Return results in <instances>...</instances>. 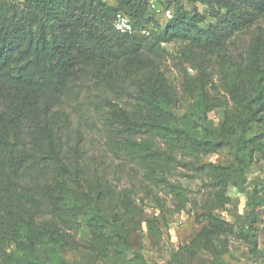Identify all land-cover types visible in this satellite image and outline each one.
Segmentation results:
<instances>
[{
  "label": "trees",
  "instance_id": "trees-1",
  "mask_svg": "<svg viewBox=\"0 0 264 264\" xmlns=\"http://www.w3.org/2000/svg\"><path fill=\"white\" fill-rule=\"evenodd\" d=\"M166 9L173 17L161 34H142L153 19H146L151 6L160 0H25L24 8L9 0H0V243L15 244L0 264H76L62 250L75 246L77 231L84 217L91 237L88 249L99 260L110 257L111 239L128 264H148L140 252L131 251L127 237L96 206L70 204L59 190L40 178L50 168L63 175L64 115L53 111L55 101L64 97L79 72L93 73L108 81L130 80L134 85L131 107L109 103L107 124L115 134V146L153 179L164 180L180 156L197 161L228 147L235 159L224 166L214 162L200 170L212 176L216 189L210 203L203 207L214 230L224 222L215 211L231 203L228 186L241 185L248 169V156L264 159V38L259 34L250 48L247 75L249 90L235 80L230 88L235 112L227 113L220 133L203 123L198 130L179 126L172 110L173 89L166 76L157 72L152 53L156 46L181 39L189 49L221 48L236 33L249 29L264 18V0H170ZM197 5L207 7L214 24L204 25L206 15ZM191 8V9H188ZM127 16L133 33H121L114 27L118 14ZM161 26V25H160ZM206 101V100H205ZM208 109V110H207ZM214 107L204 110L211 112ZM206 113V118H207ZM254 125L259 128L253 134ZM28 127L29 147L16 141ZM203 130L207 134H203ZM40 165H44L41 167ZM45 183V193L30 197L21 205L15 197L24 186ZM58 188L63 185L57 179ZM98 195L107 187L97 185ZM179 197L183 193L174 187ZM254 199V195H252ZM264 203L254 202V206ZM252 219L249 224H254ZM227 224V223H226ZM228 226V224H227ZM200 237L178 253L193 256L202 244ZM43 250L50 254L46 260ZM128 254L132 257L128 258Z\"/></svg>",
  "mask_w": 264,
  "mask_h": 264
},
{
  "label": "rangeland",
  "instance_id": "rangeland-1",
  "mask_svg": "<svg viewBox=\"0 0 264 264\" xmlns=\"http://www.w3.org/2000/svg\"><path fill=\"white\" fill-rule=\"evenodd\" d=\"M114 4V0H105ZM161 5L151 6L146 19L149 37L159 35L164 24L162 12L170 0H160ZM24 8L25 0H9ZM206 15L204 25L215 20L207 13V7L197 5ZM191 9V8H188ZM259 34L264 38V18L249 29L236 33L221 48L204 50L189 49V42L181 39L156 46L157 72L168 79L173 92L172 110L177 115L179 126L198 130L199 124L209 125L219 135V128L227 113H234L235 103L230 88L235 80L242 82L243 92L249 90L248 69L250 48ZM134 85L130 80L108 81L93 73L81 71L70 85L69 92L53 104L57 117L67 119L63 127V175L52 178L50 168H45L49 182L56 187L70 204L96 206L114 222L127 237L131 251L140 252L148 264H264V159L259 154L248 156V169L240 186L230 184L226 194L231 203L214 214L228 224L216 232L209 225L203 207L210 203L218 187L210 174L200 170L204 164L228 166L235 162L228 147L197 161L189 156H180L173 171L164 180L153 179L149 171L138 165L126 153L115 146V134L107 124L111 115L110 102L131 107ZM206 100V101H205ZM214 107L204 114L206 107ZM208 110V109H207ZM207 113V118H206ZM254 125L252 133L258 130ZM203 134L207 131L203 130ZM29 129L26 126L16 141L29 147ZM44 167V165H40ZM57 179L62 188H58ZM108 191L98 195L97 185ZM45 183L24 186L15 193L16 200L28 206L30 197H40L47 188ZM179 187L183 197L173 189ZM254 195V199L252 198ZM256 219L254 224H249ZM77 231L76 245L62 250L64 257L76 264H128L116 250L117 238L111 239L110 257L99 261L88 249L91 237L84 217ZM206 229L202 244L193 255L177 254L197 240ZM16 245L0 243V259L14 252ZM46 260L50 254L43 250ZM132 255L128 254V258Z\"/></svg>",
  "mask_w": 264,
  "mask_h": 264
},
{
  "label": "built area",
  "instance_id": "built-area-1",
  "mask_svg": "<svg viewBox=\"0 0 264 264\" xmlns=\"http://www.w3.org/2000/svg\"><path fill=\"white\" fill-rule=\"evenodd\" d=\"M153 7L155 6L153 5ZM162 14L165 20H169L173 17V12L171 9H165L162 12ZM114 27L117 31L121 33H133L134 31V28H133V25L130 19L121 13L116 16L114 20ZM142 34L149 35V32L146 29H144L142 30Z\"/></svg>",
  "mask_w": 264,
  "mask_h": 264
}]
</instances>
